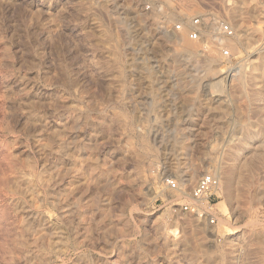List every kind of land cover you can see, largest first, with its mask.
Listing matches in <instances>:
<instances>
[{"label": "rangeland", "instance_id": "rangeland-1", "mask_svg": "<svg viewBox=\"0 0 264 264\" xmlns=\"http://www.w3.org/2000/svg\"><path fill=\"white\" fill-rule=\"evenodd\" d=\"M184 2L214 38L236 10L238 53L169 49L168 0H0V264H264V0ZM178 161L188 193L222 173L214 224L166 188Z\"/></svg>", "mask_w": 264, "mask_h": 264}, {"label": "bare ground", "instance_id": "bare-ground-1", "mask_svg": "<svg viewBox=\"0 0 264 264\" xmlns=\"http://www.w3.org/2000/svg\"><path fill=\"white\" fill-rule=\"evenodd\" d=\"M181 1H183V0H181ZM178 2L177 4H173V3H171L169 0H168V4H169V12H167V10H164V11H162L163 13H161V14H164L165 16L164 17H166V16H169L170 18L169 19H171V18H175L177 15H187V16H189V17H191V15H193V14H199V15H202V16H205V14H204V11L203 10H201L200 8H198V7H196L195 5H193V6H191V7H189V6H187L188 4L186 3V2ZM187 2H188V0H187ZM189 2H190V0H189ZM188 2V3H189ZM195 6V7H194ZM238 6V5H237ZM236 8V7H235ZM238 8V7H237ZM234 10V9H233ZM234 12V11H233ZM239 12V11H238ZM229 13V12H228ZM155 14H157V13H155ZM231 14V13H230ZM233 15H234V17H231V18H234V25H233V27H232V29L235 31V33H234V39L235 40H239V39H241V37H242V28H241V25H240V22H239V18H238V15H237V12H236V10H235V14L233 13ZM193 17V16H192ZM172 19V20H173ZM156 21V20H155ZM157 21H158V19H157ZM171 21V20H170ZM233 22V21H232ZM166 23H167V21L165 20V22H163V32L165 31V33H166ZM222 25V24H221ZM221 25L219 24V27L216 29V30H218V32L220 31V30H222V27H221ZM165 29V30H164ZM189 31H190V27L189 26H187L186 28H185V30L182 32V33H177V32H175V33H173V35H168V37H167V42L168 43H170L169 45H172L171 46V48H169V49H173V51L176 53V54H185L189 59H190V61L193 59H196L197 58V56L199 55V52H200V50L198 49L201 45H200V41H193V40H191L190 39V37H189ZM170 32V31H169ZM109 33V32H108ZM222 34H220V35H218L216 38H214V36L215 35H207L208 37H211V39H213V45L214 46H217V47H220V46H225V47H228V48H230V49H232L233 51H234V54H237L238 52V42H235L233 39H231V37L230 38H227L226 36L227 35H225L223 32H221ZM167 34H168V30H167ZM108 36V35H107ZM203 40V39H202ZM241 41V40H240ZM231 50V51H232ZM169 51V50H168ZM172 50H170V52H171ZM169 54V53H168ZM175 54V55H176ZM218 60V57H216V56H214V55H211V56H208V57H206L205 58V60H204V64H202V68H203V72H205L206 73V75L207 76H211V77H215L216 76V78H218V77H220L221 75H223V73H222V71H220V70H217L216 69V67L214 66V63H216V61ZM177 61V60H176ZM198 67V66H197ZM150 68V67H149ZM200 68H201V66H200ZM234 72V73H233ZM225 74V73H224ZM243 69L242 68H237V69H235V70H232V72H230V73H228V75L226 76V77H224L222 80H220V82L219 83H223L224 81H225V79L226 78H230L231 79V81H238V80H241L242 79V77H243ZM186 137H184V139H185ZM195 142V141H194ZM190 143V142H189ZM180 149L182 150L181 151V153L184 151V149H188V150H192L193 149V146H190L189 144H188V142H187V140H181L180 141ZM149 146V145H148ZM190 147V148H189ZM245 147V146H244ZM249 147V146H248ZM257 149V148H256ZM216 150V149H215ZM213 152V151H212ZM185 153H188L187 151L186 152H184V154ZM190 155H191V153H189ZM183 155V154H182ZM180 156V155H179ZM189 156V155H188ZM186 158V157H185ZM192 159V158H191ZM204 161V160H203ZM178 162H180V161H178ZM174 164V165H173ZM172 165V168L174 169V173H177L178 174V172H182V173H184V175L182 176V178H179L178 176H175L174 174H165L164 175V177L166 178H169V177H172V176H174V177H176L180 182V185L182 186V187H185L186 186V184H185V182H193L194 183V181H196L197 179H198V177H199V175H200V170H201V168H202V165L201 164H198V163H192L190 166H188L187 168H184V167H181V162L180 163H173ZM246 163H244V165H245ZM246 166H249V165H246ZM245 166V167H246ZM228 167V166H227ZM177 171V172H176ZM221 171V170H220ZM217 172V171H216ZM233 173V172H232ZM217 174L219 175V177H220V179H221V183L223 182V176L221 175V174H219L218 172H217ZM221 175V176H220ZM227 176H230L229 174L227 175ZM163 177V178H164ZM167 178H166V180H167ZM232 178V177H231ZM170 179V178H169ZM178 180H176V181H178ZM225 181V180H224ZM227 185H228V187H230V179H229V177L227 178V183H226ZM197 185V184H196ZM195 185V186H196ZM224 185H225V182H224ZM226 186V185H225ZM184 189V188H183ZM229 189V188H228ZM169 190V189H168ZM227 191V190H226ZM229 192V191H228ZM173 194V193H172ZM183 194H185V196L186 195H189L190 194V192L188 193L187 191L185 192V193H183ZM72 211V210H71ZM70 212V211H69ZM74 212V211H73ZM73 212H71V213H73ZM196 222H198V220H194V219H191V220H187V221H185L184 223H185V225H190L191 227H193L194 229H200V226H199V224H197ZM200 222V221H199ZM44 230V229H43ZM46 231V230H45ZM46 233H48V230H47V232H41V236L43 237V236H46ZM52 234V233H51ZM56 234V233H55ZM39 235V234H38ZM52 235H54V234H52ZM62 235V234H61ZM48 236H50V233H49V235ZM210 236L211 237H214L215 236V232H213V233H210ZM55 238V237H54ZM59 238V237H58ZM57 238V239H58ZM188 238V237H187ZM191 238V237H190ZM42 239H44V238H42ZM42 239H41V241H42ZM45 239H47V238H45ZM50 239V238H49ZM53 239V238H52ZM60 239V238H59ZM37 240H39V237H38V239ZM189 240V239H188ZM44 241H47V240H44ZM59 241V240H58ZM185 241H186V239H185ZM38 242H40V241H38ZM49 242L50 241H48V244H49ZM47 243V242H46ZM53 243V242H52ZM56 243V242H55ZM186 243V242H185ZM41 244H43V243H41ZM184 244V243H183ZM50 245V244H49ZM202 245V244H201ZM42 246V245H41ZM46 246V245H45ZM186 246H187V244H186ZM204 246V245H203ZM44 247V246H43ZM50 247V246H49ZM52 247V246H51ZM50 247V248H51ZM199 247V246H198ZM201 247V246H200ZM203 248V247H202ZM42 249V248H41ZM44 249V248H43ZM206 251H207V249H205ZM197 251H199V250H197ZM200 252V251H199Z\"/></svg>", "mask_w": 264, "mask_h": 264}, {"label": "built area", "instance_id": "built-area-1", "mask_svg": "<svg viewBox=\"0 0 264 264\" xmlns=\"http://www.w3.org/2000/svg\"><path fill=\"white\" fill-rule=\"evenodd\" d=\"M211 22L205 16L197 15L185 18L182 22L175 24L174 32L182 33L187 26L190 27L189 37L193 41H200L207 38L209 24ZM214 24V23H213ZM222 32L227 36H234V30L228 26H222ZM230 51H224V57L230 58ZM166 188L170 191L185 193L183 187L176 179H167ZM221 188V179L218 174L208 173L204 175L197 185L191 189L190 194L185 196V204L181 207L182 211L192 213L199 219L208 221L212 224L216 221L214 203L212 198L216 196Z\"/></svg>", "mask_w": 264, "mask_h": 264}]
</instances>
